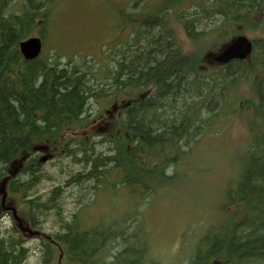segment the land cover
Returning <instances> with one entry per match:
<instances>
[{
    "label": "trees",
    "instance_id": "16d2710c",
    "mask_svg": "<svg viewBox=\"0 0 264 264\" xmlns=\"http://www.w3.org/2000/svg\"><path fill=\"white\" fill-rule=\"evenodd\" d=\"M56 4L0 0V187L19 200L18 221L6 230L0 226V264H24L29 236L40 240L38 264H160L139 237L138 209L168 188L180 192L182 202L194 197L178 186L192 176L186 174L185 159L214 126L233 121L247 105L245 152L219 190V201H209L213 210L198 220L203 228L193 251L187 256V246L180 245L187 264H264V39L248 61L209 66L205 56L206 49L231 42L238 34L234 25L247 22L239 34L264 25V0L202 5L194 0H118L114 15L121 21L132 17L135 26L117 29L98 69L87 57L64 60L43 51L25 60L21 55L20 42L48 38ZM172 22L181 26L193 51L183 50ZM123 31H130V37L122 39ZM251 75L257 77L250 87L253 102L238 93ZM91 103L96 108L88 116ZM42 155L70 158L78 166L45 199L32 197V190L50 178L40 173ZM13 170L18 173L9 177ZM73 189L77 200L87 189L95 199L98 192L129 197L116 203L109 199L117 215L92 225L96 217L87 212L93 210V199L86 204L76 200L77 212L62 214L64 192L71 198ZM182 204L195 208V203ZM2 212L0 205V219ZM48 214L55 215L56 226L49 235L37 231Z\"/></svg>",
    "mask_w": 264,
    "mask_h": 264
},
{
    "label": "rangeland",
    "instance_id": "374dc122",
    "mask_svg": "<svg viewBox=\"0 0 264 264\" xmlns=\"http://www.w3.org/2000/svg\"><path fill=\"white\" fill-rule=\"evenodd\" d=\"M205 1L209 3L212 0H194V3L202 5V2L204 3ZM117 2L118 0H57L48 27V38L42 40V52L44 51L45 54L54 52L56 56L61 55L64 60L72 57H76V59L87 57L94 61L96 69L99 67L102 68L106 62L105 55L109 54L112 49L111 38L113 42L116 41L115 36L118 34L117 29L129 30L131 27L133 28L135 26L132 17L129 21H121L114 15L113 8ZM137 8L138 7H134V9ZM254 20L255 18L252 19V21ZM177 25L178 24L172 22L175 38L179 39L185 52L193 51L192 49L194 46L187 38L181 26ZM246 25L247 22L234 25L238 34L231 36L230 40L233 37V39H235L240 35H244L252 41L253 46H256L258 44L257 41L264 39V25H261L260 28H255L256 30L254 32L245 29L246 32L244 34H239L244 30ZM254 25L256 26L257 24ZM129 32H121V38L127 39L130 37ZM223 43H227V40L222 42L218 47L212 46L211 49H206V52L204 51L206 64L209 66H218L211 58L215 53L225 48L222 46ZM252 81H257V77L251 75L247 81L239 86L238 93H241L245 98L251 101L252 99L255 101L250 92ZM95 108V104L91 103L88 116L93 114ZM250 115L251 107L247 105L243 108L241 115L235 113L232 119L233 121L229 123L228 121L225 123L220 122V124L214 126V128L212 127L213 130L211 128L210 131L212 130L214 134H212V131L208 133V136L201 140L200 147L195 149L193 156L185 159L186 174H192V176L181 180L178 186L179 189H183L184 195L187 192L194 197L190 199L185 197V201L182 202L180 192L168 188L153 196L151 201H148V204H146V202L138 209L142 216V220L138 223L140 227L139 237L149 243L151 247L149 253L151 251L154 253L153 255L150 254V257L157 263L165 264V260L162 257L164 256L172 264H176L177 262V264H187L186 255L188 256L191 251H193L197 239L200 238L198 234L203 228V225H201L198 220H205L206 218H204V216L206 217L209 214V209L213 210V206L211 205L213 204L212 201H219V190L222 189L227 176L231 174L234 163L238 165L239 157H242L245 152H241V150H245V147L242 146L248 141L247 137L249 133L247 130V119ZM231 128L232 131L229 134ZM235 145L241 149L231 150V147ZM77 168L78 166L73 164L70 158L47 160L45 163H42L40 173L50 178L42 180V182L32 190L34 191L32 197L41 195V198L45 199L48 191L52 187L56 186L58 182H65L68 176L73 174V171ZM59 171H61L62 174H59ZM198 173H203L205 176L198 177L196 179L197 183H192L191 178H194V175ZM217 175H219V178L218 181L215 182L214 179ZM72 191L74 192L71 198H68L64 192L62 198L65 210H62V214L72 216L77 212V208L80 206L77 201H82L86 204L88 201L91 203L93 199V210L87 212L89 217H96L91 220L92 225H95V222H98L99 219L110 221L117 215L111 212L110 207L113 205L108 202L109 199L113 201V203H116L120 199L129 197L126 192L115 193V195H105L98 192L96 194L97 199H95L90 190L87 189V191H83L84 193L79 195L77 200L76 195L73 196V194L78 193L76 192L77 189H73ZM171 193L172 195H170ZM101 195H105V197L101 198ZM118 195L119 197L115 200L114 196ZM60 200L61 199L58 200L60 202V204H58L59 212L62 204ZM210 200L211 204H209ZM18 201L17 197H11L9 194L7 195L6 202H11L16 209ZM200 201H204L205 203L201 204ZM125 203L126 201H124L123 204ZM182 203H186L187 205L195 203V208L189 207V209H186V206ZM83 215H85V213H83ZM126 217L127 216L124 215L121 219H125ZM54 218L55 215L52 214H48L44 217V220L40 221L37 231L42 234H51L52 230L56 229L53 223ZM11 221L14 222L9 217L2 216L0 219L2 230H6L9 226L11 227ZM130 224H132V222H129V226ZM39 242V239L34 236H29V240H27L25 244L29 249V257L24 264H38ZM180 243H184L187 246L184 250V253L188 251L186 255L182 253L183 246L180 245ZM167 253L170 255L169 257L174 255L176 257L168 258Z\"/></svg>",
    "mask_w": 264,
    "mask_h": 264
},
{
    "label": "water",
    "instance_id": "95a60500",
    "mask_svg": "<svg viewBox=\"0 0 264 264\" xmlns=\"http://www.w3.org/2000/svg\"><path fill=\"white\" fill-rule=\"evenodd\" d=\"M19 51L25 60H33L40 55L41 40L37 37L29 38L20 42ZM252 51V42L245 36H239L223 51L213 57V61L218 64H227L232 60H246ZM46 161V157L41 159Z\"/></svg>",
    "mask_w": 264,
    "mask_h": 264
},
{
    "label": "flooded vegetation",
    "instance_id": "af4514ba",
    "mask_svg": "<svg viewBox=\"0 0 264 264\" xmlns=\"http://www.w3.org/2000/svg\"><path fill=\"white\" fill-rule=\"evenodd\" d=\"M253 47L254 46H253V43H252V49H253ZM6 196H7L6 193L0 194V203H1L0 205H1L2 209L5 210V211L3 210V214L6 215L7 217H9L12 220V218L14 217V212H13V214H11V211H10V208L11 207H10V205H8V203H6L4 201V199H5ZM7 207H9V208H7Z\"/></svg>",
    "mask_w": 264,
    "mask_h": 264
},
{
    "label": "bare ground",
    "instance_id": "6f19581e",
    "mask_svg": "<svg viewBox=\"0 0 264 264\" xmlns=\"http://www.w3.org/2000/svg\"><path fill=\"white\" fill-rule=\"evenodd\" d=\"M239 37V36H238ZM237 38V37H236ZM252 42V41H251Z\"/></svg>",
    "mask_w": 264,
    "mask_h": 264
}]
</instances>
